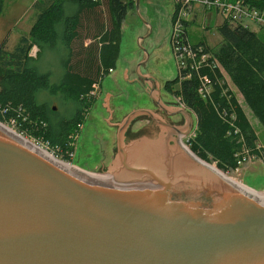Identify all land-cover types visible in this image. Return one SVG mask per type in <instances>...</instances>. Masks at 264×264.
<instances>
[{
  "label": "water",
  "instance_id": "1",
  "mask_svg": "<svg viewBox=\"0 0 264 264\" xmlns=\"http://www.w3.org/2000/svg\"><path fill=\"white\" fill-rule=\"evenodd\" d=\"M139 8V66L156 109H134L113 124L108 98L107 122L117 129L112 169L99 178L68 169L0 122V264H264V200L183 143L195 117L162 101L160 81L147 74L156 46Z\"/></svg>",
  "mask_w": 264,
  "mask_h": 264
},
{
  "label": "trees",
  "instance_id": "2",
  "mask_svg": "<svg viewBox=\"0 0 264 264\" xmlns=\"http://www.w3.org/2000/svg\"><path fill=\"white\" fill-rule=\"evenodd\" d=\"M241 1L264 11V0ZM34 6L38 14L28 35L10 52L0 46V122L33 141L58 147L69 160L74 136L96 101V88L116 66L122 23L135 2L37 0ZM217 30L221 36L218 45H193L209 54L206 60L195 69L181 71L163 88L195 117L194 132L186 139L188 148L227 173L249 158L264 161V148L242 106L264 130V38L228 19ZM82 31L92 32L93 42L88 46L82 41L77 44ZM183 32L187 38L184 27ZM34 46L37 52L32 56ZM47 50L62 58L61 76L55 82L50 81L53 69L41 70L39 66ZM203 78L208 91L200 94ZM230 83L242 96V103ZM45 92L60 94L67 112L59 114L42 102L39 96Z\"/></svg>",
  "mask_w": 264,
  "mask_h": 264
},
{
  "label": "rangeland",
  "instance_id": "3",
  "mask_svg": "<svg viewBox=\"0 0 264 264\" xmlns=\"http://www.w3.org/2000/svg\"><path fill=\"white\" fill-rule=\"evenodd\" d=\"M36 1L37 0H0V46L2 45L1 47L7 52L15 48L22 36L28 35L30 27L38 14L34 6ZM134 2H136V0H134ZM143 5L144 4L140 7H143ZM180 5L182 4L177 3L176 0H169V6L173 8V14L171 15L172 21H174L178 12H180ZM226 13L228 12L226 11ZM226 13L224 12L222 14L215 8H209L200 1H195L187 5L182 14L184 21L183 27L184 30L187 31L189 42L193 45H199L201 42H204L209 47L218 45L221 42V36L218 33L217 27L224 20ZM146 14L149 17V19L146 18V20L152 25L150 28L151 34L147 37H150L156 46L149 54L148 60L145 61L146 69H149L152 75L157 79L172 80L179 72L170 42V35L169 38L167 37V30L169 27L168 16L165 15L163 11H160L159 17L154 18L152 15L153 11L150 7H148ZM143 15L145 16V12L141 9L139 11V9H136L134 6V8L127 13L123 21L120 40V54L122 58L127 59L130 53H133L132 51H140L137 41L140 36V29L144 26ZM244 23L248 25L250 30L257 34L259 33V27L254 22L245 20ZM90 33L92 32L82 31L81 38L77 41V44H79L80 41L83 42L84 46L91 44L93 38ZM144 44L143 46L141 40L140 45H142V50L143 47H146L145 42ZM30 52L32 56H35L37 47L34 46ZM39 66L41 70L53 69L52 79L50 81L55 82L61 76L62 58L58 54L53 55L47 50L40 59ZM139 71L140 68L138 69V72ZM112 79L113 78L108 75L104 76L100 88H96V101L90 111H88V114H86V119L83 125L79 127V132L74 136V156L72 159L63 160V162L75 167V169L77 168L81 172L84 171L86 173L88 171L87 173L100 175L102 174L99 173L100 170L112 169L114 167L113 160L116 157L114 155V150L116 148L117 129L111 127L107 122L109 114L106 101L108 98L104 97L105 94H114L109 105L112 113L111 122L113 124H120L125 115L134 109H156L154 103L150 101L148 94H140L143 81L140 82L137 80L134 82V80H132L131 83H129L126 81L124 75H122L118 82ZM177 87L176 85L175 88ZM166 93L160 94L162 101L182 106L181 101L174 94ZM39 97L42 102L45 101L49 103L50 107L54 106L55 111L59 114L67 112L66 109L68 105L61 98L60 94L52 95L45 92L44 94H40ZM238 99L242 100L239 96ZM247 112L250 114L249 110ZM249 118L259 136V143L264 148V130L251 114ZM169 119H171L173 123L180 124V117L178 116L170 117ZM9 127L17 131L13 126ZM193 132L194 130L189 133L188 136L192 135ZM23 136L26 137L25 135ZM28 139L34 142L31 138ZM182 141L186 144V138H182ZM53 156L55 157V155ZM211 164L215 166V163L212 162ZM226 174L239 184L241 183L258 192H264V161L262 159L249 158L241 164L239 168L231 170Z\"/></svg>",
  "mask_w": 264,
  "mask_h": 264
},
{
  "label": "built area",
  "instance_id": "4",
  "mask_svg": "<svg viewBox=\"0 0 264 264\" xmlns=\"http://www.w3.org/2000/svg\"><path fill=\"white\" fill-rule=\"evenodd\" d=\"M200 1L209 8H215L220 13L225 14L224 19H228L232 23H241L248 27L245 20L254 22L260 29L264 30V11H258L253 8L245 6L241 0L228 1V0H176L177 3H181L180 12L174 18L172 23V31L170 34V42L173 49L174 58L178 72L186 71L189 69H195L199 64L204 62L209 56L208 53H204L202 47H194L184 36L183 32V14L184 8L192 2ZM110 72L112 70H109ZM204 84L199 89L200 94L208 91L205 82L206 78H203ZM42 149H45L48 153L55 155L60 160H65L64 156L61 155V150L57 148H51L48 143L36 142ZM75 150V145H74ZM68 152V158L72 159L75 151ZM49 153V154H50ZM52 155V156H53ZM67 160V159H66Z\"/></svg>",
  "mask_w": 264,
  "mask_h": 264
},
{
  "label": "crops",
  "instance_id": "5",
  "mask_svg": "<svg viewBox=\"0 0 264 264\" xmlns=\"http://www.w3.org/2000/svg\"><path fill=\"white\" fill-rule=\"evenodd\" d=\"M142 4L143 7L146 8V13L148 11V7H150L153 11V16L154 18H158L159 17V12L160 11H163L165 15L168 16V20H169V27H168V30H167V37L169 38V35L171 34V31H172V23L173 21L171 20V15L173 14V8H171L169 6V0H139V7L141 6ZM138 7L139 11H140V8ZM130 12V10L128 11ZM145 12V11H144ZM143 14V13H142ZM144 16V15H143ZM146 18L149 19L148 15L146 14ZM122 26H123V23H122ZM151 23H149V27H148V31H146V35L149 36V34H151L150 32V28H151ZM142 29H140V32H141ZM259 30V33L258 35L263 37L264 38V31L260 28H258ZM121 31H122V27H121ZM122 35V33H121ZM187 31H186V36H187ZM188 39V37H187ZM140 36L138 37V48H139V52L137 51H132L133 53H130V56L126 58H122L121 54L119 53V56H118V59L116 61V66L114 68V70H112L110 73H109V77H112L115 82H118L122 75H124V77L126 78V81L131 83L132 80H134V82H136L137 80H139L140 82L143 81L142 79V75H141V70L138 72V69L140 68L139 66V57H140V53L142 51L141 49V46L140 45ZM144 42H143V46H144ZM145 47H143L144 49ZM149 58V54L146 56L145 58V61H147ZM136 66V67H135ZM132 67H133V70H132ZM111 74V75H110ZM147 74L153 78H155L152 73L149 71V69H147ZM157 79V78H155ZM160 81V84H161V93L160 94H164L166 93V91L164 90L163 88V84L168 81L169 79L167 80H164V79H157ZM229 81V80H228ZM138 84V83H137ZM230 86L232 88V90L235 92V94L237 95V97L239 96V98L242 99V96L240 95V93L235 89V87L230 83ZM141 87V86H140ZM141 91H140V94H147L143 84H142V87L140 88ZM166 94H170V93H166ZM114 94H105V98H109V97H112ZM111 100V99H110ZM110 100H109V105H110ZM239 101L242 103V100L239 99ZM242 106L249 118V113L247 112V108H245L246 106L242 103ZM250 120V118H249ZM251 122V120H250ZM252 123V122H251ZM253 125V124H252Z\"/></svg>",
  "mask_w": 264,
  "mask_h": 264
},
{
  "label": "bare ground",
  "instance_id": "6",
  "mask_svg": "<svg viewBox=\"0 0 264 264\" xmlns=\"http://www.w3.org/2000/svg\"><path fill=\"white\" fill-rule=\"evenodd\" d=\"M178 74V73H177ZM179 75V74H178ZM3 125H5V124H3ZM8 131H10L11 133H13V134H16L17 135V133L13 130V129H11V128H9L8 126H7V128H6ZM20 136V135H19ZM20 137H22V136H20ZM21 140L23 141V142H25V143H27L28 145H30L31 147H33V148H35L36 150H38L39 152H41V153H43V154H45V155H47V156H49V157H51L53 160H55L58 164H60V165H62V166H64V167H66V168H68V169H71V170H73V171H77V172H80V173H84V174H87V175H90V176H92V177H95V178H99V177H102V174H100V175H95V174H91V173H85L84 171L83 172H81L80 170H78L77 168L75 169V167H73V166H71V165H69V164H67V163H64V162H61V161H59V160H57L55 157H53L52 155H50L49 153H47V152H45L44 150H42L41 148H39V147H37L36 145H34L29 139H27V138H25L24 136L21 138ZM187 153H188V151L186 150V149H184ZM189 154V153H188ZM191 156V155H190ZM192 158H194L196 161H198V162H200L197 158H195L194 156L192 157ZM201 164H204L203 162H200ZM208 166V165H207ZM208 168L210 169V170H212L213 172H215L216 174H218V175H220L221 177H223L224 179H226L227 181H231L233 184H235L237 187H239L240 189H242L245 193H248V194H250V195H253V196H255V197H257V198H260V199H262V200H264V192H258V191H255V190H253L252 188H249V187H247V186H245V185H242L241 183L239 184L237 181H235L233 178H231V177H229L226 173L224 174L222 171H219L215 166H213L212 164H210L209 166H208ZM239 168V167H238ZM82 170V169H81ZM95 173V172H94Z\"/></svg>",
  "mask_w": 264,
  "mask_h": 264
},
{
  "label": "flooded vegetation",
  "instance_id": "7",
  "mask_svg": "<svg viewBox=\"0 0 264 264\" xmlns=\"http://www.w3.org/2000/svg\"><path fill=\"white\" fill-rule=\"evenodd\" d=\"M52 107L54 108V106H52ZM155 108H156V107H155ZM175 117H176V116H175ZM178 117H180V119H179L180 122L183 121V118H181V116H178ZM168 118H170V117H168ZM169 120H171V119H169ZM188 137H189V136H187L186 139H187Z\"/></svg>",
  "mask_w": 264,
  "mask_h": 264
}]
</instances>
